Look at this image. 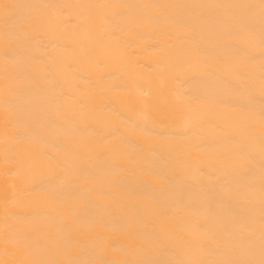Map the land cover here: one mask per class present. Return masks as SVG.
I'll return each instance as SVG.
<instances>
[{
  "label": "bare ground",
  "instance_id": "6f19581e",
  "mask_svg": "<svg viewBox=\"0 0 264 264\" xmlns=\"http://www.w3.org/2000/svg\"><path fill=\"white\" fill-rule=\"evenodd\" d=\"M0 264H264V0H0Z\"/></svg>",
  "mask_w": 264,
  "mask_h": 264
}]
</instances>
